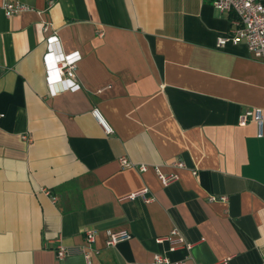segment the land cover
Listing matches in <instances>:
<instances>
[{
  "label": "crops",
  "instance_id": "obj_1",
  "mask_svg": "<svg viewBox=\"0 0 264 264\" xmlns=\"http://www.w3.org/2000/svg\"><path fill=\"white\" fill-rule=\"evenodd\" d=\"M19 1L0 13V264H87L88 229L91 264H264V126L238 125L264 113V62L216 46L234 15L213 0ZM50 36L79 55L76 91L51 92ZM154 167L178 180L162 187ZM143 188L151 203L126 198ZM109 230L131 238L106 247ZM173 230L190 250L170 251Z\"/></svg>",
  "mask_w": 264,
  "mask_h": 264
},
{
  "label": "built area",
  "instance_id": "obj_2",
  "mask_svg": "<svg viewBox=\"0 0 264 264\" xmlns=\"http://www.w3.org/2000/svg\"><path fill=\"white\" fill-rule=\"evenodd\" d=\"M212 6L220 13H232L234 16L232 20V28L227 36H221L217 38L216 46L221 48L227 43L237 45L239 43L245 44L247 50L255 60L264 62V6L258 0H213ZM27 7L23 5L19 0H2L0 4V13L7 19L18 15ZM47 26H44L43 32L46 33ZM97 35L102 37V32L97 31ZM47 41V57L53 58V65L47 69V83L51 88L53 95L62 93L65 91H76L80 88L79 84L75 81L76 63L79 60L78 53L71 55H65L61 48L56 36H50ZM93 117L97 120L103 131L107 135L113 134V129L102 118L97 109L92 110ZM255 123L258 127V137H262V128L264 126V113L261 109H249L244 111L238 118V125L244 127L248 123ZM25 142L30 144L31 138L27 135L21 137ZM122 168L132 167L126 157H122L120 160ZM175 166L182 168V162H176ZM148 167L141 165L138 170L146 172ZM154 172L158 181L162 187H167L173 182L178 180V175L174 173L165 174L160 171L158 167H154ZM45 195H50L49 191L42 189ZM128 200L141 199L144 203L148 204L153 201V197L150 195L147 188L140 189L129 194L126 197ZM223 199V198H222ZM214 200V198H210ZM55 201V198H52ZM106 247H113L118 243L128 241L131 238V234L127 230L120 231H106ZM97 231L94 229H88L84 231L85 248L88 251H83V257L87 264H91V254L98 255L99 251L93 248ZM164 239H156L157 243L162 242ZM166 240L170 244V251H174L179 247H184L187 250L191 249V245L184 243L182 237H180L176 230L171 231L170 235L166 237ZM56 256L57 260L61 261L67 255L66 248L61 244L60 237L56 239ZM150 264H185L184 261H170L165 256L155 254Z\"/></svg>",
  "mask_w": 264,
  "mask_h": 264
}]
</instances>
